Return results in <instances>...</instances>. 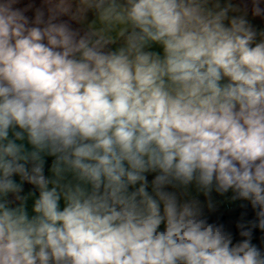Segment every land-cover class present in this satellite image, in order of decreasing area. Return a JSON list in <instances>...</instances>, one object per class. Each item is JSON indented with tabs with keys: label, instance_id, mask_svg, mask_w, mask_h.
Returning a JSON list of instances; mask_svg holds the SVG:
<instances>
[{
	"label": "clouds",
	"instance_id": "obj_1",
	"mask_svg": "<svg viewBox=\"0 0 264 264\" xmlns=\"http://www.w3.org/2000/svg\"><path fill=\"white\" fill-rule=\"evenodd\" d=\"M0 264H264V0H0Z\"/></svg>",
	"mask_w": 264,
	"mask_h": 264
}]
</instances>
